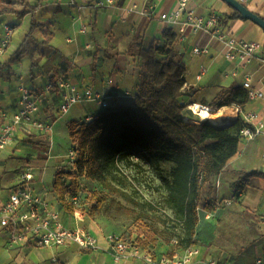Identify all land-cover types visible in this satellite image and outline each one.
<instances>
[{"label":"crops","instance_id":"crops-1","mask_svg":"<svg viewBox=\"0 0 264 264\" xmlns=\"http://www.w3.org/2000/svg\"><path fill=\"white\" fill-rule=\"evenodd\" d=\"M24 1L30 5L38 2ZM98 1L44 0L34 15L28 12L23 18L14 14L1 16L0 41L6 34L5 26H11L13 34L6 52L0 56V62L8 61L20 48L33 19L40 25L33 34L38 41L44 40L45 31L53 33L49 44L38 45L42 55L38 66L32 67L31 58L24 56L12 66L11 71H5L6 67L0 70V110L7 117L17 110L19 87L24 84L41 92L36 95L41 103L38 116L52 123L55 129L64 119V114L59 109L61 91L46 89L54 73H57L58 78L78 86L93 87L103 92L112 98L114 105H133L141 61L126 54L128 46L140 37L144 38L146 46L153 40L163 43L167 41L164 32L171 30L176 35L173 47L187 67L186 82L180 98L184 104L189 106L197 103L210 107V114L218 115L225 125H232L238 118L243 120L245 114L254 111L259 113L260 119H264V29L249 19H226L235 10L226 1L190 0L188 8L204 17L217 13L222 17V28L228 34L237 39L259 42L260 48L249 61L239 57L228 59L223 43L202 32L195 33L189 28L184 38L180 37L178 25L161 18L162 14L178 7V0H113L104 6H98ZM16 5L20 11L23 10V6L18 3ZM244 5L264 19V0H246ZM195 46H207L208 52L196 54L193 51ZM201 66L206 67L207 71L199 78ZM245 81H250L251 88L261 91L263 96L249 98L244 105L233 104L221 108L212 106L221 93L238 85L243 86ZM127 91L131 95H126ZM53 93L59 99L57 111L61 116L49 110L46 104V99ZM74 109L79 115L71 116L70 119L82 118L79 120L84 121L103 110L93 101L76 104L68 113ZM189 117L197 119L192 114ZM5 119L0 117V122ZM263 151L264 132L254 139L241 138L237 153L228 161L220 176L236 175L232 187L243 172L264 171ZM17 183L7 185L6 190L0 194V207ZM34 184L36 187L39 185L36 176ZM38 189L54 194L44 187ZM242 201V210L264 215V180L253 179L242 193ZM95 233L100 237L102 248L91 251L81 250L74 244L59 247L12 246L7 243V237L0 227V264H140L139 259L134 257L119 262L113 260L108 244L103 239L104 234ZM200 248L204 251L205 259L214 258L204 248Z\"/></svg>","mask_w":264,"mask_h":264},{"label":"trees","instance_id":"trees-1","mask_svg":"<svg viewBox=\"0 0 264 264\" xmlns=\"http://www.w3.org/2000/svg\"><path fill=\"white\" fill-rule=\"evenodd\" d=\"M43 1L38 0L35 5H30L24 0H0V18L4 14H14L19 18L25 17L28 12L34 15ZM16 3L23 6V10L20 11ZM233 18L243 17L234 10L226 16V19ZM39 26L33 19L20 48L8 61L0 62V70L6 67L5 71H11L12 66L24 56L31 58L32 67L39 65L42 55L38 45L49 44L53 37L52 32L45 31L44 40L38 41L33 34ZM164 37L167 41L158 43L153 40L149 46L140 37L126 50L127 55L141 61L133 105H112L98 112L90 121H69V132L75 144L77 159L71 168L56 171L49 191L56 195L60 208L73 214L74 208L69 197L78 194L81 177L100 182L108 191L121 192L109 179L119 161L135 158L146 163L174 160V179L165 180V183L184 229V235L178 238L177 247L188 248L199 244L197 227L200 222V189L213 176L220 175L237 153L241 140L239 132L244 122L238 118L232 125H216L210 121L185 119V116L192 114L180 100L187 67L173 47L175 33L166 30ZM59 79L57 73H54L50 82L55 84ZM248 99V90L238 85L221 93L212 106L221 108L233 104L244 105ZM255 178L264 180V171L243 172L232 184V188L235 193H243ZM104 200L98 197L92 207L93 212L101 209ZM214 208V201L205 203L207 211H213ZM140 235L144 236L142 240L138 238L142 244H155L158 241V231L154 228H143Z\"/></svg>","mask_w":264,"mask_h":264},{"label":"rangeland","instance_id":"rangeland-1","mask_svg":"<svg viewBox=\"0 0 264 264\" xmlns=\"http://www.w3.org/2000/svg\"><path fill=\"white\" fill-rule=\"evenodd\" d=\"M35 94L40 95L41 92L35 90ZM58 100L54 93L46 99L49 110L57 114ZM78 115L75 109L64 114V119L51 135H42L35 129L25 130L23 127L17 130L14 143L4 150L0 149V194L7 185L19 182L22 173L30 169L38 179V188L52 189L56 171L71 168L65 158L74 150L75 144L68 123L71 116ZM175 167L174 160L154 163L119 161L109 179L121 192L108 191L100 182L81 177L77 193L82 218L78 224L99 234L122 235L134 245L152 252H172L178 238L184 235L182 220L173 207L165 183V180L173 181ZM235 178L236 175L231 174L213 176L209 183L202 185L197 246L204 248L211 257L228 264H247L256 258H264V215L242 210V197L228 204L237 196L231 187ZM99 196L105 199L104 204L99 211L93 212L92 207ZM209 200L214 201L213 211L205 209ZM61 210L66 222L74 224L73 214L62 207ZM208 213L211 215L209 218L206 217ZM146 227L158 231L157 243L142 244L138 240L143 239L140 233Z\"/></svg>","mask_w":264,"mask_h":264},{"label":"built area","instance_id":"built-area-1","mask_svg":"<svg viewBox=\"0 0 264 264\" xmlns=\"http://www.w3.org/2000/svg\"><path fill=\"white\" fill-rule=\"evenodd\" d=\"M190 0H178V7L161 15V18L170 23L178 25V33L184 38L190 28L193 32H202L211 39H217L223 43L228 59L239 57L249 61L260 48L257 41L237 39L228 34L221 25V16L213 13L208 17L199 15L194 10L188 8ZM245 3L246 0H239ZM113 0H100L98 6L111 4ZM6 34L0 41V56H2L9 45L13 34V28L5 26ZM194 53L203 54L208 52L207 46H195ZM207 69L201 66L198 75L201 78ZM243 86L248 90L249 98L262 97L263 93L251 88L250 81H245ZM58 88L62 93L60 102V112L66 114L69 110L79 103L86 101L96 102L102 109L114 105L111 97L93 87H81L66 79H59L55 84L49 82L47 90ZM131 95V92H126ZM195 107L212 112L210 107L197 103L188 106V110L197 120H200V113L195 111ZM41 108L39 98L33 93L32 89L24 84L19 87V100L17 110L11 118L0 110V117L6 118L0 127V149L4 150L14 143L16 132L21 127L37 130L42 135L53 133V124L40 119L38 113ZM93 117L87 119L90 121ZM244 126L239 135L241 138L254 139L264 132V119H260L258 112H250L243 116ZM264 158V151L262 154ZM67 162L74 165L77 159V152L71 151L66 155ZM137 160V158H135ZM35 174L31 171H24L20 176V181L14 185L3 204L0 207V227L3 229L7 243L9 245H28L37 247H59L74 244L81 250L101 249L100 237L92 230L85 229L79 225L82 214L78 208L80 204L79 194L69 197V202L74 208V224H68L62 215L56 196L51 193L38 189L35 184ZM242 193L228 201H238ZM211 215H206L209 218ZM103 239L108 244V250L113 260L119 262L128 257L139 259L140 264H228L216 258H204V251L199 246L188 248L177 247L166 254L158 255L150 250L138 247L132 242L124 239L122 235L115 233H105ZM247 264H264V258H256Z\"/></svg>","mask_w":264,"mask_h":264},{"label":"water","instance_id":"water-1","mask_svg":"<svg viewBox=\"0 0 264 264\" xmlns=\"http://www.w3.org/2000/svg\"><path fill=\"white\" fill-rule=\"evenodd\" d=\"M224 1H226V3H228L233 9L240 12L243 18L252 20L253 22H255L264 29V19L260 17L258 14L251 11L249 8H247L239 0H224Z\"/></svg>","mask_w":264,"mask_h":264},{"label":"bare ground","instance_id":"bare-ground-1","mask_svg":"<svg viewBox=\"0 0 264 264\" xmlns=\"http://www.w3.org/2000/svg\"><path fill=\"white\" fill-rule=\"evenodd\" d=\"M194 109L195 111L200 113L201 116L200 121H210L216 125H225V123L219 119L218 115H211L207 110L201 109L199 107H195ZM185 119L187 121H195L191 119L189 116H185Z\"/></svg>","mask_w":264,"mask_h":264}]
</instances>
